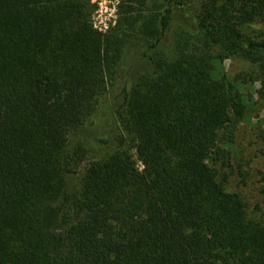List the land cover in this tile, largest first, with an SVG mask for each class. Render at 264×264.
Returning a JSON list of instances; mask_svg holds the SVG:
<instances>
[{
  "label": "trees",
  "instance_id": "trees-1",
  "mask_svg": "<svg viewBox=\"0 0 264 264\" xmlns=\"http://www.w3.org/2000/svg\"><path fill=\"white\" fill-rule=\"evenodd\" d=\"M90 12L0 0V264H264V220L223 171L246 111L229 59L264 104V0H127L104 34ZM133 55L118 145L77 177L81 131Z\"/></svg>",
  "mask_w": 264,
  "mask_h": 264
},
{
  "label": "rangeland",
  "instance_id": "rangeland-1",
  "mask_svg": "<svg viewBox=\"0 0 264 264\" xmlns=\"http://www.w3.org/2000/svg\"><path fill=\"white\" fill-rule=\"evenodd\" d=\"M126 3L127 0L119 3L115 24H111L106 31H100L94 27L92 20L98 5L94 0H89L92 27L103 34L117 30L125 14L123 10ZM189 11L193 18L194 9ZM253 27L258 34L264 30L262 23H256ZM133 57L134 55L126 56L125 63L121 62L116 72L117 79L108 80V89L100 97L86 128L81 131L80 138L84 141L85 153L82 154L83 160L75 168L74 174L77 177L89 160L104 155L118 145V137L123 132L118 113L123 100L120 89L126 78L121 76L130 70L129 75L136 79L138 72L145 69L143 64L132 67L130 63L136 61ZM225 68L233 77H237L239 89L246 101L245 115L226 135V147L230 152L227 166L223 168V171L230 174L226 188L240 193L248 204L251 217L264 220V104L258 92L261 84L248 74L251 66L242 59H229Z\"/></svg>",
  "mask_w": 264,
  "mask_h": 264
},
{
  "label": "built area",
  "instance_id": "built-area-1",
  "mask_svg": "<svg viewBox=\"0 0 264 264\" xmlns=\"http://www.w3.org/2000/svg\"><path fill=\"white\" fill-rule=\"evenodd\" d=\"M98 8L95 11L92 20L93 25L100 31H106L111 24L117 20L118 5L121 0H94Z\"/></svg>",
  "mask_w": 264,
  "mask_h": 264
}]
</instances>
